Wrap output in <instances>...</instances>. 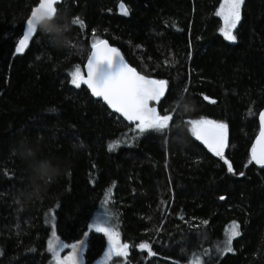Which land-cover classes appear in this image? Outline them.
Masks as SVG:
<instances>
[{
  "label": "trees",
  "instance_id": "1",
  "mask_svg": "<svg viewBox=\"0 0 264 264\" xmlns=\"http://www.w3.org/2000/svg\"><path fill=\"white\" fill-rule=\"evenodd\" d=\"M38 2L0 0V264H48L53 232L67 244L85 239L84 264H96L107 241L88 224L99 209L129 245L103 264H263L264 168L248 149L264 108V0H244L235 42L220 33L221 0H62L55 15L70 20L72 51L37 30L16 54ZM97 39L169 82L156 105L173 117L168 128L140 134L71 84ZM200 119L228 125L232 173L192 137L189 122ZM22 157L58 165L40 197L20 195L31 184ZM234 221L232 251H217Z\"/></svg>",
  "mask_w": 264,
  "mask_h": 264
},
{
  "label": "snow or ice",
  "instance_id": "2",
  "mask_svg": "<svg viewBox=\"0 0 264 264\" xmlns=\"http://www.w3.org/2000/svg\"><path fill=\"white\" fill-rule=\"evenodd\" d=\"M58 0H39L37 7H34L26 21V28L22 38L15 46V53L22 55L29 46L30 39L37 33V22L45 16H55V7ZM244 0H223L216 15L223 20L221 35L224 40L235 42L237 36L233 34L238 23L241 21V6ZM123 14L128 15L127 10ZM73 23L83 22L74 20ZM92 52L86 65L87 75L81 74L79 67L71 73V84L76 88L86 85L93 97L103 100L109 109L119 113L125 120L135 124L136 131L140 134L149 129L163 130L170 126L173 119L169 115H161L156 108L151 106L152 102H161V98H166V90L169 89V82L164 79H149L140 75L135 68L130 67L121 56L118 49L110 47L107 41L95 40L92 45ZM205 100L209 98L204 97ZM215 103V101H210ZM260 136L250 150V162L264 167V111L260 112ZM190 132L196 141L202 143L209 152L217 156L227 165V171L233 172L232 164L225 158V148L228 143V125L224 122L200 119L189 122ZM241 176L244 173H240ZM224 199L223 196L220 197ZM204 223H207L205 221ZM89 230L102 233L107 238V249L104 252L105 260L112 257L126 256L129 248L128 244L121 243L120 234L111 224L110 214L104 213L103 218H95L88 224ZM88 232L84 233L87 238ZM238 228H234L228 238L224 241L223 249L217 251L231 252L232 238L239 236ZM85 245V240H79L73 244L64 243L53 232V237L48 242V251L52 254L54 264H82L80 255ZM140 249L147 250L149 256L156 253L148 243H141ZM70 248L71 251L66 256H61L63 249ZM191 264H201L198 257H194Z\"/></svg>",
  "mask_w": 264,
  "mask_h": 264
},
{
  "label": "clouds",
  "instance_id": "3",
  "mask_svg": "<svg viewBox=\"0 0 264 264\" xmlns=\"http://www.w3.org/2000/svg\"><path fill=\"white\" fill-rule=\"evenodd\" d=\"M69 27L70 20L63 14H57L53 17L45 16L37 22L38 30L47 38L52 47L63 48L71 52L72 49L68 47L69 40L66 35ZM21 151H26V149L22 148ZM23 162L29 173L31 184L29 190L21 192V197L31 199L42 196L46 191L47 183L54 179L58 173L57 163L52 160L41 168L30 159H23Z\"/></svg>",
  "mask_w": 264,
  "mask_h": 264
},
{
  "label": "water",
  "instance_id": "4",
  "mask_svg": "<svg viewBox=\"0 0 264 264\" xmlns=\"http://www.w3.org/2000/svg\"><path fill=\"white\" fill-rule=\"evenodd\" d=\"M61 1H62V0H58V2L56 3V5L59 4V3H61ZM38 4H39V2H38L34 7H37ZM56 5H55V7H56ZM34 7H33V8H34ZM33 8H32V9H33ZM31 11H32V10H31ZM31 11H30L28 17L30 16ZM28 17H27V18H28ZM27 18H26V20H25V22H24V24H23V29H22V33H21L20 38H22V36H23V31H24L25 28H26V21H27ZM34 35H35V34H34ZM34 35H33V37H34ZM20 38H19V39H20ZM19 39H18V41H19ZM32 39H33V38H32ZM32 39H30L29 43L31 42ZM102 40L107 41L106 39H102ZM17 43H18V42H17ZM107 43H108V45H109L110 47H114V46L111 45L108 41H107ZM114 48H116V47H114ZM116 49H117V48H116ZM118 51H119V50H118ZM91 52H92V48L90 49L89 56L91 55ZM119 52H120V51H119ZM120 54H121V53H120ZM89 56L87 57V59H86V61H85V63H84V66H83V73H82V75H84V76L87 75L86 65H87V62H88V58H89ZM121 56H122V55H121ZM125 62H126V61H125ZM126 63H127V62H126ZM127 64H128V63H127ZM128 65H129V64H128ZM129 66H130V65H129ZM130 67H132V66H130ZM139 74H140V73H139ZM140 75H142V74H140ZM143 76H144V75H143ZM145 77H146V78H149V79H155V78H153V77H148V76H145ZM81 86H84V87L88 90V92L91 94L90 90L87 88L86 85H83V84H82ZM166 92H167V90H166ZM91 96H92V95H91ZM92 97H93V96H92ZM93 98L102 101V103L107 107V105L103 102L102 99L97 98V97H93ZM162 99H163V98H161V100H162ZM206 101L209 102V103H212V102H210V101H214V100L208 99V100H206ZM158 103H159V102H155V101H154V102L151 103V106L157 109L156 105H157ZM107 108H108V107H107ZM108 109H109V108H108ZM109 110H110L111 112H114L112 109H109ZM157 111H158V109H157ZM262 111H264V108L260 110V112H262ZM260 112H259L258 115H257L258 131H257L256 135L254 136V138H253V140H252V142H251V144H250V146H249V149H248L249 157H250V150H251L253 144L256 143L258 137L260 136V131H261L260 120H259ZM114 113H115V112H114ZM116 114H118V115H119V116H120L125 122H127L128 124L135 125L134 123L125 120V119H124L119 113H116ZM198 142H199V141H198ZM199 143H200V142H199ZM200 145H201L206 151H208V149H207L202 143H200ZM252 163H253L257 168H259V169H263V168H264V167H261L260 165L255 164V162H252ZM263 264H264V263H263Z\"/></svg>",
  "mask_w": 264,
  "mask_h": 264
},
{
  "label": "rangeland",
  "instance_id": "5",
  "mask_svg": "<svg viewBox=\"0 0 264 264\" xmlns=\"http://www.w3.org/2000/svg\"><path fill=\"white\" fill-rule=\"evenodd\" d=\"M223 3V0H221V4ZM220 7H221V5H220ZM222 27H223V20H222V25H221V29H222ZM221 29H220V33H221ZM83 73V71H81V74ZM104 213H105V210H103V209H99V210H97L95 213H94V215L92 216V218H91V220H90V223L92 222V220L93 219H95V218H97V217H99V218H103V216H104ZM234 228H238L237 227V223L234 221V222H232V223H230L227 227H226V229H225V232H224V238H223V242H222V244H224V241L228 238V236L231 234V232H232V230L234 229ZM236 237V236H235ZM234 238V237H233ZM233 238H232V240H233ZM83 240H85V239H83ZM106 241H107V238H106ZM49 242V241H48ZM85 246H86V242H85V245H84V247H83V250H82V252H81V255H80V260H81V262H82V264H84V259H83V252H84V250H85ZM224 247V246H223ZM47 248H48V245H47ZM106 249H107V244H106ZM106 249H105V251H106ZM70 251H71V249L70 248H65V249H63L62 251H61V253H60V255L61 256H66V255H68L69 253H70ZM104 251V252H105ZM50 253V252H49ZM113 258V257H112ZM111 258V259H112ZM111 259H109V260H111ZM109 260H105V258H104V253L102 254V256L99 258V259H97L96 260V264H103V263H107ZM48 264H54V260H53V257H52V254L50 253V261H49V263Z\"/></svg>",
  "mask_w": 264,
  "mask_h": 264
},
{
  "label": "bare ground",
  "instance_id": "6",
  "mask_svg": "<svg viewBox=\"0 0 264 264\" xmlns=\"http://www.w3.org/2000/svg\"><path fill=\"white\" fill-rule=\"evenodd\" d=\"M59 4H60V3H59ZM57 5H58V4H57ZM57 5H56V6H57Z\"/></svg>",
  "mask_w": 264,
  "mask_h": 264
}]
</instances>
